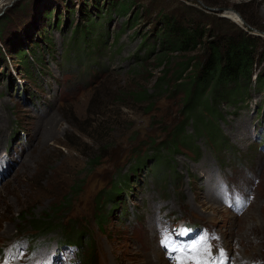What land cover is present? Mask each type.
I'll use <instances>...</instances> for the list:
<instances>
[{
    "label": "rangeland",
    "instance_id": "1",
    "mask_svg": "<svg viewBox=\"0 0 264 264\" xmlns=\"http://www.w3.org/2000/svg\"><path fill=\"white\" fill-rule=\"evenodd\" d=\"M93 3L0 0V261L22 245L21 263L77 264L71 249L55 251L57 233L28 240L33 219L61 207L60 221L91 232L92 264H152L161 230L181 223L211 231L204 264H264V0H103L102 13ZM167 17L212 29L206 44L239 31L259 38L251 78L208 91L194 114L207 128L192 120L178 150L168 132L183 123L208 52L161 42ZM91 18L92 39L74 41Z\"/></svg>",
    "mask_w": 264,
    "mask_h": 264
},
{
    "label": "trees",
    "instance_id": "2",
    "mask_svg": "<svg viewBox=\"0 0 264 264\" xmlns=\"http://www.w3.org/2000/svg\"><path fill=\"white\" fill-rule=\"evenodd\" d=\"M102 1L103 0H93V5H97V8H99L101 13L103 12L104 5ZM112 6H114L115 9L119 11V15H130V7H126L125 4L121 1L112 3ZM85 14L86 16H90V8L85 9ZM59 23L60 22L58 21L56 23V26H59ZM93 26H95L94 19L91 18L89 22L84 25V27H76L74 31V41H88L89 39H92L93 34L91 32ZM208 31L209 34L213 36L214 33L212 32V29L208 30L205 27L200 26L190 28L182 25L181 21L175 20L170 17H167V20L165 21V29L162 30V32L158 31V35L162 39L161 42H163L164 44L167 43L174 50L190 52L194 51L199 44L204 43L205 45H203L208 52V57L206 61L200 65L199 72L191 75L192 86H190L188 89V98L190 100L186 116L184 115L183 123L178 125V127L174 130L168 132V137L172 139L171 144H174L172 146L175 148V150H178V137L179 141L183 143L187 144V142H189L187 136L185 135V132L187 125L192 120L197 122V131H199V133L201 132L200 125L201 127L203 126L202 128H207V125L202 123L203 117L201 116L200 118H198V115H194L195 110L198 108V106L201 105V100L203 99L202 97L208 91H210L212 95L216 97L220 92L230 91L229 87L231 84L241 85L242 78H251L253 64L256 60V53L259 43V38L256 35L250 34L247 31H239L237 33L223 36L217 35L218 39L208 40L206 44V42H204V38L207 35ZM118 40L119 38H117V41ZM11 49L9 48V53L15 52ZM0 54H3L1 48ZM19 54H21L22 58L24 59L22 61L26 66H28L26 64L25 58V56H27L26 53H22L21 51H19ZM263 59L264 54L260 57V60ZM191 63L192 58H190V60L186 63L184 70L189 68ZM258 78L261 83H264L263 74L259 73ZM230 95L231 92L227 96L229 97ZM209 106L210 103H207L206 107L209 108ZM162 148L163 146H160L158 149H156L158 151L152 154L155 159L158 157V152H161L160 150H162ZM164 157L160 158L164 160ZM126 185L121 184V187L125 188ZM115 188L116 190L114 191V198L109 193V200L116 202L117 205L121 203L119 197L123 190H121V188H119L118 186ZM102 204L103 203H100L99 206L102 207ZM96 208H98V204H96ZM109 210L111 211V209ZM51 212L57 215L55 217H44V219L42 218L43 220L33 219V227L35 229V233L33 232V235L30 237L34 238L39 235L57 233L59 235L58 242L63 244H74L75 246L80 248L82 252H85L86 257L82 261V264L96 262L97 254L95 252L96 248L93 244V237L91 232L88 231V229L79 227L77 223H71L69 220L60 221L57 216L58 213L61 212V207L55 208L51 210ZM95 217L98 222L99 229L104 231L103 226L108 221L106 212L101 213L99 216L95 215Z\"/></svg>",
    "mask_w": 264,
    "mask_h": 264
},
{
    "label": "bare ground",
    "instance_id": "3",
    "mask_svg": "<svg viewBox=\"0 0 264 264\" xmlns=\"http://www.w3.org/2000/svg\"><path fill=\"white\" fill-rule=\"evenodd\" d=\"M207 196H210V195H207ZM224 242H225V244L228 243L227 240H224ZM146 259L151 260L152 264H168V261L165 258L164 254L162 255L160 253L157 255V258H150V257H148Z\"/></svg>",
    "mask_w": 264,
    "mask_h": 264
},
{
    "label": "snow or ice",
    "instance_id": "4",
    "mask_svg": "<svg viewBox=\"0 0 264 264\" xmlns=\"http://www.w3.org/2000/svg\"><path fill=\"white\" fill-rule=\"evenodd\" d=\"M174 251H178V249H173Z\"/></svg>",
    "mask_w": 264,
    "mask_h": 264
},
{
    "label": "water",
    "instance_id": "5",
    "mask_svg": "<svg viewBox=\"0 0 264 264\" xmlns=\"http://www.w3.org/2000/svg\"><path fill=\"white\" fill-rule=\"evenodd\" d=\"M253 35H255V34H253Z\"/></svg>",
    "mask_w": 264,
    "mask_h": 264
}]
</instances>
